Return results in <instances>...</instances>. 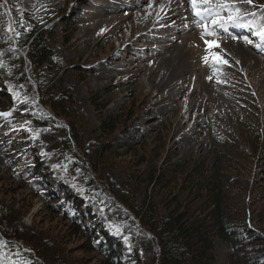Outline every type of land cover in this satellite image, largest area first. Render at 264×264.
I'll use <instances>...</instances> for the list:
<instances>
[{
    "label": "rangeland",
    "instance_id": "374dc122",
    "mask_svg": "<svg viewBox=\"0 0 264 264\" xmlns=\"http://www.w3.org/2000/svg\"><path fill=\"white\" fill-rule=\"evenodd\" d=\"M253 3L260 8L257 31L264 24V0ZM0 4L5 9L0 20V81L12 88L7 91L0 82V113H10L0 115V234L31 255L15 264H101L104 259L89 249L91 238L72 232L61 209L56 211V200L39 192L40 178L31 176L37 171L48 179L61 178L72 188L73 200L90 206L96 221L93 230L102 224L130 256L148 264L155 255V241L138 231L135 219L118 207L109 189L141 201L149 190L138 184L139 179L163 165L164 152L176 154L175 161L180 162L211 161L214 150L226 151L223 144L229 138L243 146L253 141L259 128L264 135V61L259 51L231 40L210 57L201 54L203 32L213 24L194 15L190 0H0ZM236 6L241 13L253 9L245 0ZM172 13L177 17L168 18ZM40 31L50 34L54 53L44 71L33 69L24 48L10 39L13 33ZM142 31L149 34L136 44ZM207 34L211 35L207 39L216 36ZM174 46L183 51L187 63L171 73L164 60ZM166 47L169 51L158 53ZM60 88L71 98L66 116L42 124L29 122L26 115L34 110L30 103L45 101ZM108 116L125 119L110 136L100 129ZM128 129L136 142L134 154L132 147H121ZM74 130L77 142L70 153L87 160L86 168L92 174L95 170L104 183L96 179L94 187L88 186L79 168L67 167L66 161L59 167L69 148L63 141ZM23 140H29V146ZM250 157L251 153L245 159L247 168ZM231 165L237 167L235 162ZM261 171L252 179L249 172L245 177L230 173L228 195L233 217L239 220L249 214L264 234ZM134 178H139L136 184ZM215 246L216 264H230L231 248L220 241ZM2 252L11 253L6 248ZM4 261L2 257L0 264Z\"/></svg>",
    "mask_w": 264,
    "mask_h": 264
},
{
    "label": "trees",
    "instance_id": "16d2710c",
    "mask_svg": "<svg viewBox=\"0 0 264 264\" xmlns=\"http://www.w3.org/2000/svg\"><path fill=\"white\" fill-rule=\"evenodd\" d=\"M4 11L0 4V20ZM17 34L14 40L18 47H27V58L33 69L44 71L53 63L54 53L51 50L48 32ZM57 72L58 70H55V73ZM53 94L45 101L40 100L38 109L28 114V119L32 123L37 121L42 124L43 121H52V117L66 116L65 107L71 100L68 90L60 88L55 95ZM46 101H49V104ZM41 108H47L49 113ZM130 117L131 115L127 119ZM124 123L125 119L123 121L120 116L113 118L108 116L102 121L100 129L103 134L110 136ZM129 131L126 130L121 147H132L131 151L134 154L133 147L136 142L134 137L128 135ZM73 132L63 141L69 148L59 167L66 161L67 167L79 168L80 176L85 183L94 187L96 179L103 181L99 179L95 170L92 174L86 168L87 160L80 161L77 155L70 153L71 144L77 142V132L75 130ZM248 143L242 146L233 138V141L223 144L225 152L218 150L212 152L213 160L201 158L193 163L175 161L176 154L164 152L165 158L160 168L155 169L147 178H137L141 180L138 184L149 190V195H145L141 201L127 199L126 195L121 196L113 188L109 189L125 213L138 220L139 227H136L138 231L150 234L155 241V255L148 264H216L217 241L232 249L233 259L230 264H264V234L253 225L249 214L237 220L229 206L230 173L241 172L245 177L246 172H249L251 179L258 170L264 173V144L258 147L260 143L254 139ZM250 153L247 168L245 159ZM84 155L85 153L82 154ZM52 156L56 157L57 153L54 151ZM233 162L237 167L231 165ZM240 167L245 168L246 172ZM33 176L41 179L37 189L43 192V196L47 200H56V211L58 208L61 209L60 215L72 232L92 239L91 247L88 248L99 251L104 256L101 264H145L139 257L130 256L125 246L119 241H114L104 226L100 225L99 229L93 230L96 221H93L90 206L81 200L78 203L73 200L72 188L63 185L61 178L54 176L48 179L40 171L34 172ZM136 180L132 179V183L136 184ZM101 189H104V186H101ZM101 189L99 190L102 191ZM262 190L264 197V188ZM87 226L92 229L89 233L86 230ZM0 247L16 251L13 254H3L0 257L5 259L3 264H14L21 257L31 256L21 251L17 242H10L1 234Z\"/></svg>",
    "mask_w": 264,
    "mask_h": 264
},
{
    "label": "snow or ice",
    "instance_id": "6c2138e0",
    "mask_svg": "<svg viewBox=\"0 0 264 264\" xmlns=\"http://www.w3.org/2000/svg\"><path fill=\"white\" fill-rule=\"evenodd\" d=\"M245 2L252 4L253 0H245ZM190 3L195 16L201 20L211 19L212 24L219 28H225L229 24L250 27V23L241 24V21L246 15H255L254 13H241V9L236 6L235 0H190ZM225 10H227V16L222 15ZM205 29H207V25H205ZM255 35L264 40V24L258 28ZM210 46L218 45L212 42ZM217 59L220 58L217 57ZM222 62L227 63V61ZM0 115L9 116L10 113H0Z\"/></svg>",
    "mask_w": 264,
    "mask_h": 264
},
{
    "label": "bare ground",
    "instance_id": "6f19581e",
    "mask_svg": "<svg viewBox=\"0 0 264 264\" xmlns=\"http://www.w3.org/2000/svg\"><path fill=\"white\" fill-rule=\"evenodd\" d=\"M173 8H171V10H172ZM177 17V13H172L171 15H169L168 16V18H170V19H174V18H176ZM167 23H169L168 21H166ZM166 23V24H167ZM169 26V25H168ZM163 28H164V26L161 28V30H163ZM166 28V27H165ZM160 29V28H159ZM153 30V29H152ZM160 30V31H161ZM151 32V31H150ZM147 34H149V33H147V31H142V33L141 34H139V35H137L136 36V38L134 39V41L136 42V44L137 43H142V42H144V38H145V36L147 35ZM158 38H160V37H158ZM157 38V39H158ZM162 38H165V37H162ZM154 39H155V37H154ZM156 40V39H155ZM164 40V39H163ZM167 40V39H166ZM157 41V40H156ZM172 41V40H171ZM147 42V41H146ZM160 42H162V41H160ZM168 42V41H167ZM164 43V42H163ZM171 46H173V45H171ZM170 46V47H171ZM149 49V47L147 46L146 47V49L145 50H148ZM161 51V50H160ZM164 51H169V48L168 47H166V49L164 48L161 52H158V53H162V52H164ZM146 52V51H145ZM169 53V52H168ZM184 54H183V51L182 50H180V48L179 47H176V46H174V48H171L170 49V53H169V55L168 56H166L165 57V60H164V63H165V66H166V68H167V71H169V72H171V73H174L175 71H181V69L185 66V62L186 61H184ZM187 63V62H186ZM187 65V64H186Z\"/></svg>",
    "mask_w": 264,
    "mask_h": 264
}]
</instances>
